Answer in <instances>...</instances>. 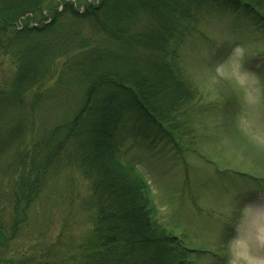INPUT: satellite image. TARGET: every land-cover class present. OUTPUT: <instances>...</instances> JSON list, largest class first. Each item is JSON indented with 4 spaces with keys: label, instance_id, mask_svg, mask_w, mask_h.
<instances>
[{
    "label": "rangeland",
    "instance_id": "obj_1",
    "mask_svg": "<svg viewBox=\"0 0 264 264\" xmlns=\"http://www.w3.org/2000/svg\"><path fill=\"white\" fill-rule=\"evenodd\" d=\"M90 1L72 0L79 11ZM51 8L61 9L49 1L41 14ZM41 22L37 14L29 24ZM259 22L226 7L186 22L179 66L195 99L174 119L173 142L160 143V153L135 142L122 158L147 184L153 220L190 251L189 264L264 263L252 230L260 226L254 210L264 217V13ZM6 39L0 34V45ZM69 57L51 64L21 106L0 107L3 131L25 125L0 158V264H84L98 250L89 184L64 157L51 163L36 195L13 209L22 178L27 194L41 162L36 142L69 109L68 95L55 87ZM17 64L0 46V93Z\"/></svg>",
    "mask_w": 264,
    "mask_h": 264
},
{
    "label": "trees",
    "instance_id": "obj_2",
    "mask_svg": "<svg viewBox=\"0 0 264 264\" xmlns=\"http://www.w3.org/2000/svg\"><path fill=\"white\" fill-rule=\"evenodd\" d=\"M49 1L0 0V34L7 37L0 46L18 62L0 107L21 106L51 64L70 56L55 81L69 109L36 142L41 162L27 194L22 178L13 209L36 195L51 163L64 157L88 182L95 211L98 250L84 264H189L190 251L153 220L147 184L122 158L135 142L160 153V143L173 142L174 119L195 99L179 66L186 22L226 7L261 24L264 0H92L80 11L72 0H56L60 10L41 14ZM37 14L43 22L29 24ZM24 126L0 128V158Z\"/></svg>",
    "mask_w": 264,
    "mask_h": 264
},
{
    "label": "bare ground",
    "instance_id": "obj_3",
    "mask_svg": "<svg viewBox=\"0 0 264 264\" xmlns=\"http://www.w3.org/2000/svg\"><path fill=\"white\" fill-rule=\"evenodd\" d=\"M252 219H253V222L260 221V226L258 227L259 224L256 226L259 229L258 230H256V228L252 229L255 232L253 234V236L255 237L256 241L261 242L262 244H264V217H262V216L260 217L259 212H257L256 209H255ZM256 264H264V263L257 262Z\"/></svg>",
    "mask_w": 264,
    "mask_h": 264
}]
</instances>
